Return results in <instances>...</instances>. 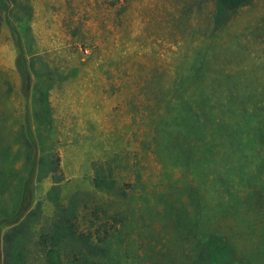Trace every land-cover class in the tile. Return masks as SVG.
<instances>
[{"label": "rangeland", "instance_id": "obj_1", "mask_svg": "<svg viewBox=\"0 0 264 264\" xmlns=\"http://www.w3.org/2000/svg\"><path fill=\"white\" fill-rule=\"evenodd\" d=\"M23 1L37 68L66 77L50 90L52 125L37 153L57 171L31 176L17 212L43 203L27 264H47L37 240L56 201L74 204L76 236L102 248L77 258L72 239L63 264H191L211 235L233 264H264V0L220 27L216 0ZM1 6L0 204L12 209L35 78L17 66ZM98 175L111 186H96Z\"/></svg>", "mask_w": 264, "mask_h": 264}, {"label": "trees", "instance_id": "obj_2", "mask_svg": "<svg viewBox=\"0 0 264 264\" xmlns=\"http://www.w3.org/2000/svg\"><path fill=\"white\" fill-rule=\"evenodd\" d=\"M247 0H216V11L214 13L215 27L222 26L229 20L235 10L244 4ZM1 8L5 12V19L13 35L14 44L17 51L16 61L18 68L23 72L29 70L35 78L34 92L32 96V121L33 130L27 127L26 123L21 127L16 136L17 144L25 146L24 164L19 171L12 169L13 177H17V201L12 209H8L4 203L0 204V235L3 227H7L0 238L2 247V259L0 264H27L29 261L28 246L32 241L33 233L37 224L41 223L43 214V203L39 201L34 208L26 212V215L17 217L20 209L25 187L30 184V178L36 172V179L42 181L50 173L57 171L56 161L47 157L44 153L39 156L37 153L45 149V134L47 129L52 125V109L49 100V93L53 84L58 80L62 81L66 77L56 68H49L44 65V69L37 68V57L32 55L33 49L31 44V27L28 24L32 17V7L27 1L23 0H0ZM22 11V13L20 12ZM24 18L27 23H16L20 18ZM41 60V59H40ZM45 64V63H44ZM73 71V70H72ZM7 151L2 155L5 159ZM9 154V153H8ZM7 158V156H6ZM11 174V173H10ZM60 180H55L51 188L50 198L55 199L54 189L58 188ZM100 182L107 183L111 186L112 182L103 180L101 175L97 176V185L101 187ZM56 220L48 225L49 230L42 231L37 244L46 254L47 264H63V256L66 245L70 240H75L81 247H87L91 253L98 254L102 248L89 244L88 237L79 234L77 237L74 230V223L71 219L74 213V204L71 207L65 206L56 201ZM75 216V215H74ZM7 219H10L7 221ZM42 225V224H41ZM43 223L42 226H44ZM71 242V241H70ZM83 244V245H82ZM78 249V254H84V248ZM197 254L191 264H233L232 249L219 236H209L196 249ZM106 252V249H104ZM1 257V255H0Z\"/></svg>", "mask_w": 264, "mask_h": 264}]
</instances>
